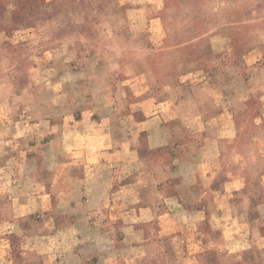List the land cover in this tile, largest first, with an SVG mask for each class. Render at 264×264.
<instances>
[{"label": "crops", "instance_id": "1", "mask_svg": "<svg viewBox=\"0 0 264 264\" xmlns=\"http://www.w3.org/2000/svg\"><path fill=\"white\" fill-rule=\"evenodd\" d=\"M167 1L0 0V264H264L263 36L137 70L115 24L163 51Z\"/></svg>", "mask_w": 264, "mask_h": 264}, {"label": "rangeland", "instance_id": "2", "mask_svg": "<svg viewBox=\"0 0 264 264\" xmlns=\"http://www.w3.org/2000/svg\"><path fill=\"white\" fill-rule=\"evenodd\" d=\"M107 9L112 12L111 1L108 2ZM163 16H165L163 23L169 34L165 40L166 44L164 43L168 48L163 51H151L149 38L130 43L125 27H123L124 23L119 19L115 24L119 34L117 42L123 49L124 47L130 49L124 51V55L126 58L136 59L137 70L140 69V61L144 60L150 62V65L162 63L167 66L161 68L162 70L158 69L164 76L168 72L183 74L199 65V59L196 58L207 45L219 46L218 42L214 43L213 41H209L208 44V36L215 35L219 31L228 36V47L232 51L214 55L213 63L218 66L221 63L226 65L240 60L245 48L253 44L255 34L263 36L261 46L264 47V0H168ZM191 28H195L200 36L196 42L186 46H177L171 43L173 34ZM141 49L145 51H141ZM256 97L258 98V96ZM262 111L261 103L253 101L243 111L239 121L246 128L254 127L252 119L255 115H261ZM257 137L250 133L243 137L241 146L247 154L253 152L252 144L257 146ZM258 152L256 149L255 153ZM258 155L264 156V151H260Z\"/></svg>", "mask_w": 264, "mask_h": 264}]
</instances>
